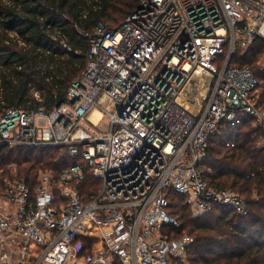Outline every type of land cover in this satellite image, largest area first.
Segmentation results:
<instances>
[{"label":"built area","instance_id":"built-area-1","mask_svg":"<svg viewBox=\"0 0 264 264\" xmlns=\"http://www.w3.org/2000/svg\"><path fill=\"white\" fill-rule=\"evenodd\" d=\"M86 35L88 62L65 101L0 116V145L58 146L74 159L57 178L41 172L34 190L0 177V239L16 264H188L195 237L164 232L179 226L169 193L194 216L249 211L202 162L221 125L246 116L264 142L259 80L240 62L264 40V0H140L118 27ZM88 172L99 185L85 194Z\"/></svg>","mask_w":264,"mask_h":264},{"label":"trees","instance_id":"trees-1","mask_svg":"<svg viewBox=\"0 0 264 264\" xmlns=\"http://www.w3.org/2000/svg\"><path fill=\"white\" fill-rule=\"evenodd\" d=\"M140 0H0V116L11 108L49 111L66 100V93L86 68L88 36L99 23L118 27ZM246 57L253 65L264 53V40L255 39ZM257 104L264 110V91ZM253 119L235 126L222 124L210 137L203 174L219 188H235L249 207L242 215L215 205L194 216L183 197L169 193L170 213L179 226L172 236L190 234L188 264H264V146L257 145ZM234 142V145H228ZM74 159L58 146L0 145V177L20 178L32 190L41 172L58 177ZM15 166L12 168V166ZM99 181L87 173L81 189L96 190Z\"/></svg>","mask_w":264,"mask_h":264},{"label":"rangeland","instance_id":"rangeland-1","mask_svg":"<svg viewBox=\"0 0 264 264\" xmlns=\"http://www.w3.org/2000/svg\"><path fill=\"white\" fill-rule=\"evenodd\" d=\"M242 58L244 57V61L245 62H251V58L250 56L246 57V53L248 52H242ZM258 62H254V66L255 68L257 69L260 77H261V80H260V84L257 88V99H259V97H262L261 93H263L264 91V53H260L258 56H257V59H256ZM252 63V62H251ZM107 126V123H106V118H105V121H103V123L99 126V128H106ZM253 126V129L257 126H254V124L252 125ZM258 128L261 129V132L260 131H256L254 133H256V137H257V145L259 147H262L264 146V142H263V139H262V127L258 126ZM15 166L13 165L12 168H14ZM235 189V188H233ZM236 190V189H235ZM237 191V190H236ZM47 239H49V236L47 235ZM11 249L8 248L7 244H6V241L4 239H0V264H16L17 263V257L14 255V257H9L8 256V251H10Z\"/></svg>","mask_w":264,"mask_h":264},{"label":"crops","instance_id":"crops-1","mask_svg":"<svg viewBox=\"0 0 264 264\" xmlns=\"http://www.w3.org/2000/svg\"><path fill=\"white\" fill-rule=\"evenodd\" d=\"M8 211H10L11 216L14 217V214H15V212H16V207H15V206H11V207L8 209ZM1 212H3V211H1Z\"/></svg>","mask_w":264,"mask_h":264},{"label":"water","instance_id":"water-1","mask_svg":"<svg viewBox=\"0 0 264 264\" xmlns=\"http://www.w3.org/2000/svg\"><path fill=\"white\" fill-rule=\"evenodd\" d=\"M60 104V103H59Z\"/></svg>","mask_w":264,"mask_h":264}]
</instances>
